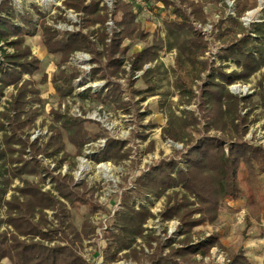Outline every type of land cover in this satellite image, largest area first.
Masks as SVG:
<instances>
[{
  "label": "trees",
  "instance_id": "obj_1",
  "mask_svg": "<svg viewBox=\"0 0 264 264\" xmlns=\"http://www.w3.org/2000/svg\"><path fill=\"white\" fill-rule=\"evenodd\" d=\"M149 2H154L157 16L166 13L162 20L164 28L153 34L142 29L136 3L125 0H115L112 14L108 13L104 0H64V6L82 13L84 20L80 32L63 33L48 25L46 15L37 6H34V13L27 11L21 15L7 3L0 7V44L13 50L9 53L0 47V264L5 260L10 264H87L80 250L84 240L95 231L90 214L82 215L80 227L74 223L82 207L97 211L93 196L80 192L72 176L54 175L44 169L38 159L43 156L64 164L70 156L66 153L65 135L79 156L92 138L85 121L56 114L58 126L52 127L49 142L43 147L30 142L29 132L39 116V110L32 105L42 102V91L33 79L40 70L41 61L26 44V39L37 30L42 32V42L49 55L60 58V71L52 83L61 97L71 94L73 81L79 75L78 72L70 74L62 67L75 53L88 52L93 56V64L98 66L93 76L107 81L108 92L94 96L88 93L80 97L83 101L113 105L116 110L129 112L132 105L123 100V93H131L142 102L161 96L160 106L168 117L162 136L184 145L171 159L161 161L139 177L136 189L126 193L122 209L115 214L107 232L106 260L114 261L124 251L136 256L138 251L134 245L138 239L149 246L158 241L155 232L146 227L155 215L146 205L137 206L135 199L166 196L167 205L160 217L163 221L178 219L185 241L179 248L173 247L172 241L164 247L159 243L150 264H215L197 257L209 256L215 246H220L219 238L212 236L192 244L193 229L216 221L220 207L228 198H240L242 173L264 175V147L245 140L253 122L250 120L252 108L257 103L253 97L240 98L229 90L237 82L248 83L264 68V21L254 23L250 30L237 17H224L216 24V37L222 43V51L218 54L221 65H216L205 59L210 43L196 27V23L207 21L205 2ZM247 10V0L237 3L238 18ZM35 16H39L38 21ZM111 21L115 26L112 33L108 31ZM151 37V43L140 52L129 54L135 44L148 43ZM172 51L177 53L173 74L180 104L191 106L195 103L198 115L185 109L179 117L168 104L173 92L163 91L168 70L161 56ZM125 59L130 72L126 71ZM229 61L240 71L227 73L225 63ZM150 64L155 66L145 69ZM139 72H143L141 80L145 88L135 89L134 77ZM118 79H127L128 87L113 81ZM48 81L45 75L41 83ZM9 87H14L17 94L1 110ZM212 131L219 135H211ZM95 135V138L106 137L102 132ZM139 137L147 140L148 135ZM127 145L125 141L108 139L106 148L93 159L97 163L128 160L132 151L125 150ZM28 150L32 158L26 160L24 156ZM51 178L55 192L44 190ZM16 180L23 186L13 188ZM10 191L14 194L8 200ZM47 211L54 212L57 224L49 219ZM196 215L200 217L195 218ZM166 247L171 250L168 255L163 254ZM229 264H248V259L241 252L232 256Z\"/></svg>",
  "mask_w": 264,
  "mask_h": 264
},
{
  "label": "rangeland",
  "instance_id": "obj_2",
  "mask_svg": "<svg viewBox=\"0 0 264 264\" xmlns=\"http://www.w3.org/2000/svg\"><path fill=\"white\" fill-rule=\"evenodd\" d=\"M125 1L136 3L135 10L139 16L138 20L145 32L153 34L157 29L164 28L162 20L165 18L166 13L161 17L157 16V10L153 7L154 2L150 3L149 0ZM195 1L206 3L207 21L204 24L196 23V27L202 31L210 43V49L206 53L205 59H209L211 63L216 65H221L218 54L222 51V43L216 37L218 33V29L215 28L216 24H220L224 17L226 19L237 17L239 22L250 30L254 23L264 21V9H261L258 0H247L248 10L239 18L237 14L236 16L230 15V11H236L237 13V3L241 0L235 1L234 10L229 8L227 0ZM63 2L64 0H0V7L2 4L7 3L21 15L27 11L34 13V6H37L40 12L46 15L48 25L57 31L62 33L66 31L80 32L84 15L67 9ZM108 4L110 5L106 4L109 8L108 13L112 14L115 9V0H113V3L109 0ZM157 5L161 6L160 4ZM248 13L252 14L247 16ZM243 18H247V23H250H245ZM35 19L38 21L39 16H35ZM17 22L22 26L19 20ZM199 25L203 28H200ZM209 26H212L211 30L208 28ZM114 29V23L109 22L108 31L112 33ZM239 37L241 36L239 35ZM151 41L152 37L148 43L135 44L129 54H134L141 48L143 49ZM26 44L32 48L33 54L41 61L40 70L36 72L33 79L36 81L37 88L42 91V102L32 105L33 109L39 110V116L35 122V127L29 132L30 142L38 143L40 147L49 142L52 136V127L58 126L56 124V114H61L71 120L85 121L89 132L92 134L91 140L84 146L79 156L76 148L65 135L66 153L70 156L62 165L51 158L43 156L38 158L42 163V167L50 170L54 175L72 176L75 185L79 186L80 192L90 193L95 200L94 205L96 203L97 211L94 212L90 207H82L80 214L76 215L74 219V223L80 227L83 219L82 215L90 214L91 223L95 227L94 233L90 234L82 244L80 253L84 255L83 259L89 264H150V260L160 244L164 247L168 241H172L173 247H181L180 243L185 241V236L181 234V222L178 219L163 221L160 217L167 205L166 196L161 199L147 196L143 199H135V201L137 206L146 205L155 215V218L150 219L146 227L155 232L158 241L152 242V246H149L138 239V243L134 245V248L138 251L136 256L131 255L130 251H124L118 254L116 260H106L109 237L107 232L112 225L115 214L122 209L126 193L136 189V182L139 177L148 173L152 167L161 161L171 159L176 151H181L184 148L183 144L165 140L162 136V130L167 126L168 117L166 116V110L161 109V96L151 97L142 102L139 97L125 92L122 94L123 100L132 105L129 112L116 110L113 105L104 106L96 102L83 101L80 97L88 93L94 96L108 92V85L106 80L93 76L94 69L98 68L92 62L93 56L88 52H77L72 56L70 62L62 67V70L70 74L78 72L79 75L73 81L71 94L61 97L52 83V80L60 71L58 67L60 58L49 55L42 42L41 30H37L34 35L28 36ZM0 47H3L9 53H13L12 49H8L3 44H0ZM161 57V62L168 70L167 78L163 82V91L173 92L168 102L169 106L176 111L175 113L179 117L182 116L181 111L185 109L194 111L198 115L199 112L195 103L191 106L181 105L180 96L175 90L176 78L173 70L176 67V51L164 52ZM225 64L228 65L227 73L240 71L232 61ZM153 66L155 65L150 64L145 69ZM125 68L127 72H130L126 59ZM45 75L48 76L49 81L42 84L41 80ZM142 75L143 72L135 75V89L145 88V84L141 80ZM25 79H30V77L25 76ZM113 81L128 87L127 79ZM194 90L197 91V88L194 87ZM229 90L240 98L253 97L254 102L257 103L255 108H252L253 113L250 120L253 122L249 125V132L245 140L264 147V68L254 75L248 83L237 82L231 85ZM16 94L17 90L14 87H9L5 91L1 110H4L3 107L7 106ZM135 103H138V105ZM246 112L247 110L243 114H246ZM142 114L144 117L141 116ZM153 125H157V127L153 129ZM98 132L104 133L106 137L95 138V134ZM140 135H148L147 140H142L139 137ZM211 135H219V133L212 131ZM108 139L127 142L128 145L125 150L130 149L132 151L129 159L120 163L113 161L97 163L94 161V155L102 153L107 146ZM31 158L32 153L28 150L24 159L29 160ZM80 171H82L81 174ZM26 177L29 180H34L32 176ZM240 179L242 189L240 198L238 200L228 198L220 207L216 221L206 222L193 229L191 233L192 244L209 239L212 236H216L220 240V246H215L207 257L198 256V260L205 263L229 264L232 256L242 252L247 257L248 264H264V175L245 172L240 175ZM51 181L52 178L45 183V191L53 188ZM22 186L23 183L16 180L13 188ZM13 194L14 192L10 191L7 199L10 200ZM47 214L49 219L57 224L54 219V212L47 211ZM199 217L200 215L195 216V218ZM3 230H6V226ZM100 248L105 253L103 261L102 257L97 256ZM163 250L164 255H168L171 251L167 247ZM3 264H10V262L5 260Z\"/></svg>",
  "mask_w": 264,
  "mask_h": 264
},
{
  "label": "built area",
  "instance_id": "obj_3",
  "mask_svg": "<svg viewBox=\"0 0 264 264\" xmlns=\"http://www.w3.org/2000/svg\"><path fill=\"white\" fill-rule=\"evenodd\" d=\"M108 1H109V0H104V3H106L107 5H109V4H108ZM111 1H112V3H113V0H111ZM235 1H236V0H227V1H226L227 4L229 5V8H230V9H233L234 4H235ZM258 3H259V6L261 7V9L263 10V9H264V8H263V6H264V0H258ZM109 6H110V5H109ZM144 6H146V5L144 4ZM233 10H234V9H233ZM251 14H252V13H248L247 16H250ZM230 15H232V16H236V11H232V10H231V11H230ZM244 20H245V23H247L248 19H247V18H245V19L243 18V21H244ZM258 22H261V21H258ZM258 22H257V23H258ZM248 23H250V22H248ZM248 23H247V24H248ZM199 27H200V28H203L201 25H199ZM208 28L211 30V29H212V26H209ZM203 30H204V29H203ZM81 172H82V171H80L79 173L81 174Z\"/></svg>",
  "mask_w": 264,
  "mask_h": 264
},
{
  "label": "crops",
  "instance_id": "obj_4",
  "mask_svg": "<svg viewBox=\"0 0 264 264\" xmlns=\"http://www.w3.org/2000/svg\"><path fill=\"white\" fill-rule=\"evenodd\" d=\"M142 50V48L139 50V51H136V52H134V53H138V52H140ZM107 249V248H106ZM96 254H97V252H96ZM104 251H103V249L102 248H100L99 249V252H98V257H102V261L104 260L103 259V256H104ZM82 257H84V255H81ZM97 258V257H96ZM85 260V259H84ZM99 263V262H98ZM87 264H89V262H87Z\"/></svg>",
  "mask_w": 264,
  "mask_h": 264
}]
</instances>
